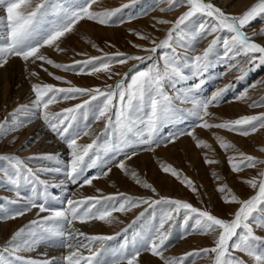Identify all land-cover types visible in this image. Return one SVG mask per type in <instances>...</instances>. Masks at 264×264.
I'll return each mask as SVG.
<instances>
[{"label": "snow or ice", "instance_id": "6c2138e0", "mask_svg": "<svg viewBox=\"0 0 264 264\" xmlns=\"http://www.w3.org/2000/svg\"><path fill=\"white\" fill-rule=\"evenodd\" d=\"M97 2L98 0H81L73 9H60L55 12V21L44 26L48 9L55 8L52 0H0V7H4L6 12L5 17H0V68L10 58L15 57L26 65V71L29 62H41L38 66L49 76H53V73L48 72L44 65L76 74L104 73L108 79L120 76L114 84H106L104 88L78 87L60 76H54V79L71 86L56 87L47 83H33L31 91L34 99L30 104L18 105L0 121V140H3L12 132L27 127L34 118L42 119L46 127L69 150V160L66 162L61 161L54 153L36 154L27 158H21L18 154H0V163L6 165L0 169V182L7 183L9 190L15 195V198L2 199L11 204H21L23 200L17 210L9 212L0 209V213H3L0 214V222L15 220L33 209H38L36 218L16 230L6 244L0 246V264H138L143 253L159 258L162 264H195L198 258H209L211 264H248L245 256L253 264H264V235L257 234V230L264 232V169L259 172L258 178L243 180L256 193L247 199L237 196L227 184L217 188L225 204L238 205L233 212L228 213L227 218L218 217L207 209H198L180 199L160 196L156 188L141 181L135 171L131 172V177L157 198L135 197L120 192L82 199L69 198L65 206L59 209L48 206L46 201L50 188L66 189L68 184L91 186L94 180L107 177L111 173V167L104 165L106 171L101 169L95 175H87L90 169L100 167L98 161L101 152H125L133 149L126 154V159L131 160L138 154L135 151L136 145H147L149 151H155L161 144L167 146L183 135L191 137L197 147L211 149V145L196 136V128L223 129L245 137L264 129V113L210 122L215 117L209 110L221 104L224 95L235 87V83L244 82L252 72L264 67V44L253 39L257 35L264 36V27L252 35L245 31L253 21L264 19V0H257L239 15L226 13L211 0H163L168 7L161 8L162 12L175 11L178 7H186L187 10L174 21L156 20L157 24L171 25L166 37L159 42L150 34L136 33L139 39L152 45H134L146 55L105 53L102 56L73 61L71 64L57 63L49 58L42 49L47 47L54 48L56 52L65 51L60 47L62 38L71 33L81 21L114 26L118 23L114 17L123 9L135 5L138 0H129V3L114 9L93 11V5ZM22 8L26 11L22 12ZM195 17H199L201 22L194 31H189L187 22ZM189 36L196 44L208 41L200 54H186L188 51H196L195 45L185 43ZM93 47L96 45L93 44ZM179 47L185 49V54L177 51ZM217 47H223L225 52L224 71L218 74V78L222 79L228 73L234 72L236 80L223 87L217 86L210 94L204 95L203 85L207 82L209 69L213 66L211 56ZM158 50H162V55H156ZM129 61L136 63L128 72L111 71L114 65L127 64ZM140 65L144 67L141 68ZM29 76H38V73L31 71ZM189 80L194 83L189 85ZM261 84H264V78L252 82L236 99H251L249 91ZM167 88L172 89L171 94ZM75 99L81 102L59 112L49 111L50 105ZM180 104H190L191 107L181 108ZM249 106L264 107V98L253 101ZM78 117L83 121V127L70 132ZM89 119L91 124L88 123ZM186 119L194 121L190 129L170 134L167 138L160 135L163 127L176 120L183 122ZM101 121L104 122V128L100 135L115 137L117 143L109 144L107 140L100 141L99 136H93L91 143L79 144L82 137L92 134V124ZM215 139L225 151L232 149L238 153L237 156L228 158L232 172L239 173L246 168L264 164V160L240 152L223 137L215 135ZM259 151L264 152V147ZM35 161L51 162L59 166H31ZM205 163L211 165L218 161L205 156ZM115 166L128 174L124 161ZM162 170L180 178V173L170 165L162 166ZM48 173L63 175L64 179L53 178L50 181L41 178V174ZM213 176L217 180L222 179L215 172ZM181 182L199 194L192 180L183 177ZM24 185H32V194L26 199L20 191ZM145 205L147 207L144 211L127 227L113 235L87 234L74 227L76 222L122 223L114 213H127ZM156 205L164 208L159 220L146 233L136 239L124 240L116 249L108 246V242L127 233L149 208ZM42 213L48 215L41 216ZM178 220L186 235L211 236L212 246L196 249L179 257L166 256L168 241ZM189 221H192L191 225ZM49 238L56 239L59 247L65 251L56 257H49L46 252L40 254L43 258L24 255L35 251Z\"/></svg>", "mask_w": 264, "mask_h": 264}, {"label": "rangeland", "instance_id": "374dc122", "mask_svg": "<svg viewBox=\"0 0 264 264\" xmlns=\"http://www.w3.org/2000/svg\"><path fill=\"white\" fill-rule=\"evenodd\" d=\"M226 1H228L230 6L233 7L232 10L225 9L224 7L220 5ZM245 1L246 0H211V2H213L217 7H220L226 13L233 14V15H239L244 12V11L243 12L237 11L235 7L237 6L236 4H238V2H245ZM80 2L81 0H52V3L55 5V8L50 7L48 9L45 15V18H44V26H48L51 22L55 21L56 11L60 9H63V10L73 9ZM127 3H129V0H98L97 4L93 5L92 10L93 11H103L105 9H114V8L121 7L122 5L127 4ZM167 7H168V4L164 3L163 0H138V2L135 5L129 8L123 9L120 13L117 14L116 17H114V19L118 21V23H116L114 26H111V27L103 26V25H99L95 22L87 21V20L81 21L82 23L85 22V23H89L93 25L91 29L92 34L86 39L81 38L77 31L78 26H79V23H78L71 33H68L65 37L62 38V39L69 38L71 46L69 49H66L65 51L61 52V54H64L66 58H71L72 60L67 63L55 61V60L54 61L57 63L71 64L73 63V61H82L89 57L102 56L105 53L112 54L116 52H123L128 55H146V53L139 51L136 47H134V45H142L145 47H151L152 45L146 40L139 39L136 33H140L142 35L150 34L153 38L157 40V42H159L160 40L166 37L167 31L171 28V25L170 24H164V25L157 24L156 20L165 19L169 21H174L187 10L186 7H178L175 11H165V12L160 11L161 8H167ZM23 9L24 8L21 9L22 12H25L26 10H23ZM0 11L4 13L2 14V17L3 16L5 17L6 12L4 10V7H0ZM176 13H178V15ZM171 15H172L171 19H167L165 17V16H171ZM120 21H123V22L120 23ZM150 21H152L153 23L152 25L150 24ZM200 22H201L200 18L195 17L189 22H187L186 27L189 31H194ZM146 25H150V28L155 32V35L149 33V31L147 30H144L143 26H146ZM153 25H155V27H153ZM165 26H167V30L165 31V34L159 35L160 28L165 27ZM261 27H264V19H257L256 21H253L245 29V31H247L249 35H251L250 32L258 33ZM255 37H260V35L254 36L253 39ZM209 39H211V37ZM77 41H80V43L83 44L84 49L87 51V54L80 53V51H78L79 45L76 44ZM185 43L189 45H195V48H196L195 52L188 51L186 53L188 56H192V55L200 54L202 50L207 46L208 41L205 40L201 43L196 44V42L193 41L191 37L189 36V38L185 41ZM93 44H95L96 47H93ZM222 48L223 47H217L211 56L213 66L209 69V75L207 78V82L203 85L204 95L210 94L212 91H214V89L217 86L223 87L226 84L234 83L236 80V75L234 72L228 73V75L224 76L222 79L218 78V74L224 71V63H225L224 55L225 54L218 53V49H222ZM97 49H102V51H98ZM177 51L181 52L182 54H185V49L183 47H179ZM156 55L157 56L162 55V50H158ZM12 60L13 59L10 58L9 62L4 67L0 68V73L3 69L8 68V65L11 64ZM135 63H136L135 61H129L127 64H116L113 66L111 71L117 72V73L128 72L129 69L132 67V65ZM140 67L143 68L144 65H140ZM51 69L53 70L52 71L53 76H49V79L45 80L44 83L52 84L56 87H69L71 85H75L78 87L104 88L106 84H114L117 80L120 79V76H115L113 77V79H108L104 73H98L95 75H87L83 73L76 74L74 72H65L60 69L53 68L52 66H51ZM186 72H187V69H186ZM54 76L63 77L64 80L70 81L71 85L64 83L63 81H58L54 79ZM2 77H4L5 78L4 80L6 81L3 84L0 83V99L4 92L5 84L7 83V87H9V89H15L19 85L21 74L18 72L17 73L9 72L5 74V76H2ZM71 77L78 78L76 82L79 84L75 83ZM261 78H264V67L252 72L244 82L235 83V87L230 89L224 95L221 101V104L217 107H212L209 109L210 112L214 113V117H215L210 122H220L221 120L236 119L244 115H259L261 113H264V107L252 108L249 106L253 101H259L261 98H264V91H263L264 84L258 85L256 88L251 89L249 91L248 95L251 97V99H246V100L236 99L237 95L242 93L245 89H247L248 86L252 82L258 81ZM187 83L190 85L194 83V81L189 80ZM166 90H168L170 94L172 93V89L167 88ZM32 98L34 99V93H32ZM80 102L81 101L78 99L69 100V101H61L59 103L50 105L49 111L52 113L59 112L66 107L73 106ZM96 103L97 102H93V104H96ZM26 104H30V103H26ZM236 106L240 108V113L236 111ZM179 107L190 108L191 105L190 104H180ZM6 117L7 115H5V112L3 110H0V121H3ZM34 120L35 121L38 120L40 124L43 126L45 133L46 134L48 133L47 135H49L54 141H56L60 147L62 146L64 147V149H66L65 159H67L68 161L69 160V150L67 149L66 145L63 142H61L58 139V137L46 127L42 119L37 118L36 120L34 118L33 122L30 124H33L35 122ZM88 123L90 124L92 123L91 119L88 120ZM30 124H28V126ZM193 124H194V121L192 119H186L183 122H181L180 120H176L170 123L169 125L163 127L160 130V135L164 138H167V136L170 134H175L178 131L190 129L193 126ZM82 127H83V121L78 117L77 121L74 122L73 124V128L70 129L69 131L72 132ZM103 128H104L103 121L92 124V134L90 136L82 137L78 141V143L81 145L91 143L93 136H99L100 141L107 140L109 144L117 143L115 137H112L107 134L100 135ZM199 130L210 135V138L212 140L207 138V135L206 136L202 135L199 132ZM20 132L21 130L12 132L3 140H0V146H2L3 143L6 142L8 139L12 138L13 135L15 136V134L17 135ZM195 132H196V136L199 137V139L204 140L207 142V144L211 145V149L200 148V147L195 146L196 151L194 152L193 156H190L188 153H184L182 148L179 149L180 148L179 146L178 147V150L180 151L179 154L173 155L171 159H166V158L156 159L158 160V165H157L158 168L156 169L157 170L156 172L158 174L155 177L157 181V186L148 182L147 177H144L143 174H140V172L138 173L136 171V173L138 174L141 181H146L147 183L153 185L156 188L157 192L160 194V196L180 199L182 201L191 203L194 207L198 209H201V210L207 209L211 211L213 214L217 215L218 217L227 218L228 213L233 212L238 207V205L225 204L222 199V194L217 191V188L224 184H227L228 187L240 198L242 199L249 198L250 196L256 193H255V190L251 189L248 185H246L243 182V180L248 179V178H253V177L258 178L259 172L262 169H264V164L258 165L255 168H246L239 173L232 172L230 170L228 158L230 156H237L238 153L232 149H229L227 151L222 149L220 147V144L215 139V135H219L223 137L226 141L235 145L236 149H238L240 152H243L248 155H252L259 160H264V152L259 151L261 147H264V138H263V141L260 140L261 134L264 135V129H261L260 131L252 135H249L247 137L241 136L236 133H231L223 129H215V128L213 129L196 128ZM185 138L190 139L191 137L187 135L179 136V138H177L174 143H170L167 146H164L163 144H161V146L155 148V151H149L147 145H136L135 151H137L138 154L134 156L132 159L134 160L135 158L138 157V155L139 156L148 155V154L157 155L159 150L167 149V148H170L171 146H176ZM37 141L38 139H34L33 142L32 141L29 142L28 143L29 148L33 146V144L37 143ZM15 143H17L16 140L14 143H12L11 146H14ZM132 150L133 149H127L125 152H120L118 150L101 152L100 160L98 161L100 167L90 169L87 175L89 176L95 175L101 169L106 171L107 169L104 168V165L111 167V169L112 167L117 168L115 165L121 161L125 162L126 168L127 170H129L128 165H130L133 162V160L126 159V154L128 152H131ZM1 154H5V153L1 152ZM33 155H36V154H32L28 156H21V158H27ZM205 156H207L208 159H213V160L218 161V163L211 164V165L205 163ZM192 157L195 158V161H192ZM167 165H170L172 168L176 169L180 173V178H177L171 175L170 173H165L162 170V166H167ZM31 166L33 167H57L55 163L43 162V161L32 162ZM5 167L6 165L4 163H0V169H3ZM214 172L222 179L217 180L213 176ZM153 175L155 176V174ZM183 177H187L188 179L194 182V184L196 185L198 189L199 194L194 193L189 187H187L184 183L181 182ZM41 178L51 180L57 177L52 176V173H48L47 175L41 174ZM100 179H97V180H100ZM228 180L229 181L231 180L233 182V185H230ZM128 181L133 183L134 185H127V187L121 186L119 187V189L116 188V190L111 193H106V192L104 193L102 189H98L99 191H96L95 194H89V195L84 194L85 196L79 195V197H75V198L82 199V198H85L88 196H94V195L95 196L114 195L120 192L126 193L131 196H135V197L157 198L154 196V194L149 189H146L142 187L141 184H138L136 180L131 177V173H130ZM107 186L110 187L111 189H115V185H107ZM86 187L87 185L80 187L79 185L70 184L67 186L68 190L50 188L49 196L46 202L48 206L51 208L52 207L54 209L62 208L65 206V202L67 199L73 198V194L75 191H77L79 188L85 189ZM134 189H137L136 194L132 193ZM20 191L22 193V196L26 199L30 197L32 194V185H24L22 186ZM169 191L171 193H167ZM65 193H69V194L67 198L64 199L62 195H64ZM2 198H15V195L13 191L9 190V186L7 185V183L0 182V209H5L11 212V211L17 210L23 203V200H21V204H11V203H8L6 199H2ZM146 207L147 206L145 205L140 208H135L132 211L123 213V214L114 213V216L118 217L119 221H122V223L113 222L111 225V224H105L104 222H101V221H91V222L103 223L104 226H106V232H103L100 234L113 235L115 233L121 232L122 229L127 227V225L130 224L131 221L135 219L136 216L139 215L140 212L144 211V208ZM163 208L164 206L162 205H156L153 208H149L148 211L145 212L144 216L139 221H137V223L133 225L132 228L128 229L127 233H124L123 235L118 236L115 240L108 242V246H110L113 249H116L122 244L124 240L136 239L142 236L152 227V225L156 221L159 220ZM35 210L38 211V209H35ZM29 213H27L26 215L22 217H18L15 220H8V221L0 222V224L17 222L21 218L29 216ZM0 214H3V213H0ZM45 214L48 215V213H45ZM34 218H36V215L29 216L27 221L22 222L19 226L15 228V231L18 230L19 227L21 228L24 225H26L29 221H31ZM189 224L191 225L192 221H189ZM83 225L84 224H80L79 222H76L74 227L79 228L80 230H83L84 228ZM13 234L7 237L6 242L10 239V237ZM257 234L264 235V232H260L259 230H257ZM180 244L181 245L186 244V247L183 250L184 252L183 251L180 252V247H181ZM57 245H58V241L56 239L49 238L48 240L41 243L40 246L37 247V249H44L48 252H60L61 250H64L60 247H57ZM0 246H2L1 243H0ZM210 246H212L211 236L199 235V234H187L186 235L184 227L182 226L181 222L178 220L176 222L175 228L172 230V234L168 241L167 251L165 252V255L169 257H179L183 255L184 253H187V252H190L196 249H200L203 247H210ZM36 250L31 253H24V255L37 258L38 256L36 255L37 253ZM262 251H264V249H262ZM179 252L181 254H179ZM84 254L86 255L87 252H85ZM237 255H240V254L237 253ZM48 256L53 257L52 254H48ZM146 257L151 258L150 259L151 263L149 260L145 259ZM244 259L248 260V264H253V261L250 258L245 256ZM138 264H162V262L159 260V258L152 257L150 253H143L139 257ZM195 264H211V261L209 258H198L196 259Z\"/></svg>", "mask_w": 264, "mask_h": 264}, {"label": "bare ground", "instance_id": "6f19581e", "mask_svg": "<svg viewBox=\"0 0 264 264\" xmlns=\"http://www.w3.org/2000/svg\"><path fill=\"white\" fill-rule=\"evenodd\" d=\"M256 1L257 0H246L245 2H238V4H236L237 6L235 7V9H237V11H239V12H243V11L247 10ZM220 5L222 7H224L225 9H231V10L233 9V7L230 6L228 1L223 2ZM23 10H26V9L24 8ZM2 14H4V13L0 11V17H2ZM176 14L178 15V13H176ZM176 14H174V15H176ZM165 17L167 19H171L172 15L171 16H165ZM150 24L151 25L153 24L152 21H150ZM92 27H93V25L89 24V23H85V22L79 23L77 31H78L80 37L85 38V39L88 38L92 34V32H91ZM143 27H144V30H147V31H149V33L155 35V32L150 28V25H146ZM166 30H167V26L161 27L159 35H164ZM250 33L252 35L253 32H250ZM254 40L256 42L264 44V36L255 37ZM61 41H62V42H60L61 48L65 49V50L70 48L71 43L69 41V38L62 39ZM76 44L79 45L78 51H80V53L87 54V51L84 49V46L82 43H80V41H77ZM42 51L45 54H47L49 56V58H51L55 61L67 63V62L72 60L71 58H66V56L64 54H61V52H56L54 50V48H47L46 47L45 49H42ZM218 53L225 54L224 49L223 48L218 49ZM12 59L13 60H12L11 64L8 65V68L3 69L0 73V83H2V84L5 83V81H6V80H4L5 78L2 77V76H5V74H7L9 72H12V73L18 72L21 74L19 85L15 89H9V87H7V83H6L4 86V92L2 91L3 94H2V97L0 99V110H3L5 112V115H7V116L18 105L24 104V103L25 104L30 103L33 100L32 91H31V85L33 83H44L45 80L49 79L48 73L43 71L38 66L41 62L38 61L36 64H31V62H29L28 70L26 71L25 70L26 65L19 58L12 57ZM44 67L48 69V72L52 73L53 70L51 69L50 65H44ZM31 71H36L38 73V76L30 77L29 72H31ZM71 78L73 79V81L75 83H77L76 81L78 78H74V77H71ZM77 84H79V83H77ZM236 111L238 113H240V108L237 106H236ZM35 119L37 120V118H35ZM199 132L202 135H205V136L207 135V138L212 140L210 138V135H208L207 133H204L200 130H199ZM47 134L45 133L43 126L37 120L33 124H30L28 127L23 128L19 134H17V135L15 134V136L13 135L12 138H10L6 142H4L3 145L0 146V154H1V152L2 153L4 152L5 154H19L20 156H28V155H32V154L54 153L60 157L61 161L66 162L67 161V159H65L66 158V152H65L66 149H64V147H62V146L60 147L59 144L56 141H54ZM263 138H264V135L261 134L260 140L263 141ZM34 139H38L37 143L33 144V146H31L29 148L28 143L31 141L33 142ZM13 140L14 141L16 140L17 143H15L14 146H11L13 143ZM25 145H27V147H25ZM179 146H180L179 149L182 148L183 152L188 153L190 156H193L194 152L196 151L195 141L192 138H190V139L185 138L176 146H171L170 148L159 150L157 155H150V154L141 155V156L138 155V157L135 158L134 160L132 159L133 162L130 165H128V168H129L128 174H125V172H122L120 169L112 167L111 173L107 177H102L100 180H94L93 185L87 186L85 189L79 188L77 191L74 192L73 197L75 198V197H79V195L85 196V195H89V194H95L98 189H102L104 191V193L105 192L111 193V192L115 191L116 188L119 189V187H121V186L127 187V185H134L133 183L128 181L130 173L132 171H135V172L137 171L138 173L140 172V174H143L144 177H147L148 182L157 186V181H156L155 177L158 174L156 172L157 171L156 169L158 168V166H157L158 160H156V159H159V158L171 159L173 157V155L179 154V152H180L178 150ZM195 157H196V155H195ZM192 161H195L194 157H192ZM57 166H59V165H57ZM153 174H155V176ZM52 176L57 177L55 179H58V180L64 179L63 175L57 176L55 173H52ZM172 184H173V182H172ZM229 184L233 185V182L230 180ZM68 185H70V184H68ZM107 185H115V189H111ZM65 190H68V188H66ZM136 191H137V189H134L132 193L136 194ZM167 193H171V192L169 191ZM68 194L69 193H65L64 195H62V197L64 199L67 198ZM36 213H37V210L34 209L29 213V216L36 215ZM40 215L45 216L46 214L42 213ZM29 216L23 217L17 222L0 224V243L2 245L5 244L7 237L9 235L13 234V232L15 231V228L17 226H19L22 222L27 221ZM83 226H84V228L81 231H84L87 234H89V233L100 234V233L106 232V226H104L103 223L90 222V223L84 224ZM57 247H59V244L57 245ZM181 247H180V252H182L185 249L186 244H182ZM36 251H37L36 255L39 258H43L40 256V254L45 253V252L47 253V255L52 254L53 257L59 256L61 253L64 252V250H61L60 252H48L44 249H37ZM180 252H179V254H181ZM145 259L150 261L151 258L146 257ZM150 263H151V261H150Z\"/></svg>", "mask_w": 264, "mask_h": 264}]
</instances>
